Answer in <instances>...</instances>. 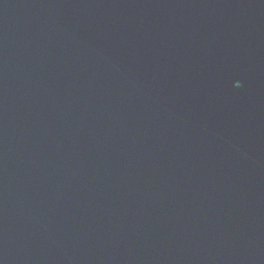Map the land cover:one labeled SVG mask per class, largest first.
<instances>
[{
  "label": "water",
  "instance_id": "95a60500",
  "mask_svg": "<svg viewBox=\"0 0 264 264\" xmlns=\"http://www.w3.org/2000/svg\"><path fill=\"white\" fill-rule=\"evenodd\" d=\"M0 264H264V0H0Z\"/></svg>",
  "mask_w": 264,
  "mask_h": 264
}]
</instances>
